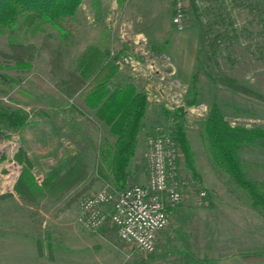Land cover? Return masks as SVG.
Masks as SVG:
<instances>
[{"label": "rangeland", "instance_id": "374dc122", "mask_svg": "<svg viewBox=\"0 0 264 264\" xmlns=\"http://www.w3.org/2000/svg\"><path fill=\"white\" fill-rule=\"evenodd\" d=\"M156 1L159 0H82L75 13L79 29L68 35L64 66L72 68L76 56L88 43L104 46L107 42L109 56L114 57L120 68L117 77L131 78L138 89L145 91L148 103L135 153L128 163L131 177L136 182L145 181L144 151L146 138L153 128L160 126L162 131L171 134L176 123H182L191 143L199 178L193 177L183 161L179 162L180 173L189 178V184L178 204L185 207L178 215V224H174L169 216L168 224L157 233L155 248L150 253L120 239L110 222L95 230L82 225L77 220L80 195L95 191L103 181L110 182L97 178L96 152L99 138L105 135L113 140V135L78 97L68 98L59 91L55 76L49 72L46 53L38 52L31 66L24 70H17L11 61L0 57V104L9 111L23 109L39 122L21 132L7 127L1 129L0 193L11 191L19 174L20 164L13 154L22 140L30 153L38 155L39 161L57 146L58 156L66 149L80 151L88 165L83 181L58 200L44 196L27 203L15 193L0 199V264H17L7 262L6 255L11 259L17 255L22 257L19 264H180L195 252L192 239H196L200 231L201 238L204 233L206 238H213V233L225 232V239L229 240L231 231L241 233L246 231L243 227H248V238L255 239L256 234L251 229L257 231L258 223L246 222L245 199L248 196L212 163L202 120L210 105L216 103L228 119H233L231 123L237 120L264 127V99L231 90L214 80L210 69L203 67V49L208 50V47L201 41L200 26L190 12V0L186 2L182 28H176L167 15V11H173V4L167 10L163 7L157 10L156 6L153 10ZM218 1L195 0L201 20H205V5ZM134 9L141 13L142 17L136 23L148 39L140 38L141 35L135 32V22L132 19L129 22L126 17ZM229 18L233 20L237 36L229 46H223L220 40L221 50L215 55L218 70L264 98V34L260 33V24L246 8L234 7ZM218 27L222 29L223 26L217 25L215 29ZM46 30L57 34L52 27ZM42 34L38 31L32 35L26 32L25 26L17 27L9 34L5 28L0 32V49L6 48L9 38L39 45ZM125 55L132 60L128 61L127 57V61L120 62V57ZM69 104L75 105L77 110L69 111ZM175 110L182 114L174 119ZM52 133L57 137L55 142L49 137ZM238 153L246 173L264 181V146L255 141L244 143ZM53 155L43 159L51 163ZM40 172L41 165L35 164L32 173L38 183L42 177ZM111 185L116 188L112 182ZM200 190L206 191L209 204H203L198 198ZM213 205L221 207L220 213H194V208L200 211ZM225 208L230 212L224 213ZM232 215L234 220L231 221ZM197 218L200 225L196 224ZM239 239L243 242L239 245L243 250L257 251L254 240L253 244ZM215 254L222 253L219 249L207 251L209 257Z\"/></svg>", "mask_w": 264, "mask_h": 264}, {"label": "trees", "instance_id": "16d2710c", "mask_svg": "<svg viewBox=\"0 0 264 264\" xmlns=\"http://www.w3.org/2000/svg\"><path fill=\"white\" fill-rule=\"evenodd\" d=\"M81 2L82 0H0V32L6 28L12 34L21 26H25L26 32L32 35L38 31L43 32L39 45L9 38L6 48L0 49V57L11 61L17 70H24L31 66V61L38 52L47 54L49 72L55 76L59 91L68 98L78 97L92 110L96 120L113 135V140L105 135L99 138L96 173L97 178L109 180L115 187L122 188L127 182L135 181L131 177L128 163L135 153L148 99L145 91L138 89L131 78L117 77L120 68L114 57L109 56L107 42L104 46L88 43L76 56L72 68L64 66L68 35L75 34L79 29L75 13ZM189 3L192 17L200 26L201 41L208 47V50L203 49V67L210 69L214 80L231 90L264 99L251 87L239 84L234 77L220 73L215 57L221 50L220 40L223 41V46H229L237 36L233 20L229 18L234 7L246 8L255 15L260 24V33L264 34V0H220L217 4L205 5V20L199 17L195 0H190ZM217 25L223 26L222 29H215ZM47 27H52L57 34L48 32ZM68 106L69 111L77 110L75 105ZM164 110L169 114L167 109ZM181 114L180 110H175L173 118ZM231 120L233 119H228L216 103L210 105L202 120L211 161L246 192L251 205L264 218V181L253 179L246 173L238 153L244 143L255 141L264 146V127L247 125L237 120L231 123ZM38 123L37 119L30 118L23 109L9 111L0 104V138L3 127L21 132ZM171 134L179 148L178 165L183 161L193 177L199 178L191 143L182 123H176ZM49 137L53 142L56 141L55 134L52 133ZM24 143L22 140L13 154V158L20 164L19 174L12 190L0 193V199L11 197L15 193L27 203L44 196L58 200L86 177L88 165L80 151L66 149L58 156L55 146L39 161L38 155L30 153ZM52 154L55 155L53 161L47 163L45 158ZM35 164L41 165L42 177L39 183L33 179L32 168ZM241 254L248 260H257L260 256L256 251Z\"/></svg>", "mask_w": 264, "mask_h": 264}, {"label": "built area", "instance_id": "2783aa9c", "mask_svg": "<svg viewBox=\"0 0 264 264\" xmlns=\"http://www.w3.org/2000/svg\"><path fill=\"white\" fill-rule=\"evenodd\" d=\"M186 2L172 0L171 22L176 28L185 25ZM140 38L145 40L143 36ZM127 57L132 60L125 55L120 62L127 61ZM153 130L146 138L144 182L129 181L122 188H113L110 182L103 181L101 187L83 193L78 200L77 220L82 225L95 230L110 222L120 239L142 252L154 250L157 233L168 224L172 209L179 204L189 184V178H184L179 170L178 144L160 126ZM198 194L202 203L208 204L206 191L200 190Z\"/></svg>", "mask_w": 264, "mask_h": 264}, {"label": "crops", "instance_id": "0c3cea01", "mask_svg": "<svg viewBox=\"0 0 264 264\" xmlns=\"http://www.w3.org/2000/svg\"><path fill=\"white\" fill-rule=\"evenodd\" d=\"M101 1V0H100ZM95 2V1H94ZM99 6V4H98ZM155 6L157 7V10H160L162 7L167 10L169 8H171L172 6V1L171 0H159L156 1V3L154 4L153 10L155 9ZM129 10V9H128ZM130 14L128 13V15L126 14V17L128 18V21L131 22V19L135 22V26L136 28L135 32L139 33L141 36H144L146 39H148V37L144 34V32L142 31V29H140L137 20L141 19V13L138 12L137 9L134 10H130ZM171 14L172 12L167 11V15L169 17V20H171ZM166 31V30H165ZM141 143H144L143 141H141ZM141 147V146H139ZM144 179H146V175L144 176ZM200 198L201 202H202V198ZM182 201V199H181ZM180 201V202H181ZM245 203L247 204V220L246 222H251V220H253L252 222L255 221V224L258 223V225H256V229L257 231H255V229H251L252 231L255 232L256 237L255 239H252L247 236V230H250L248 227L244 229L243 225H241L240 227H243V230H246L244 232L241 233H233L232 231L230 232V237L229 240L225 239V235H227V233H218L215 232L213 233V238H206L205 237V233H204V237L201 238V231L197 234V238L196 239H192V241L194 242L193 244L196 246L195 252H193L192 254H190L189 256H187L186 258H184L180 264H264V218L261 215V213H259L250 203L249 199L246 197L245 199ZM179 202V204H180ZM209 204V203H208ZM184 206H179L177 205L176 207H174L171 211L170 216H172V221H174V224H178V219H179V214L184 212ZM219 208H221L220 206H215L213 205L208 206V208L206 209H200V211L196 208L194 213L196 214H201V213H206L208 212L210 213H217V211L220 213ZM222 212V211H221ZM224 213H228L230 211H228L227 208L223 209ZM255 214V215H254ZM258 215L260 217L259 218L256 216ZM233 215L230 217L231 221L234 220V218H232ZM176 220V222H175ZM243 220V219H242ZM251 222V223H252ZM201 221L199 218H197V225H200ZM247 223V224H249ZM244 224V223H243ZM113 226V225H112ZM115 228V227H114ZM242 238V240H244V242L246 241V243L251 242L256 244L257 251L259 252L260 256L256 261H252V260H248L247 258L242 256V252H246L249 250H243L241 247L239 246L242 243L240 242V239ZM248 239V240H247ZM233 241V242H232ZM253 243V244H254ZM236 247V249H235ZM218 249L220 250V252L222 254H215L212 256H208L207 255V251H212L217 252ZM235 249V250H234ZM226 251V252H224ZM251 251H255V250H251ZM5 258H9V260L7 259L6 261L11 262V261H15L17 262V264H19V260L22 259L18 258V255L13 259H11V257H8V255L5 256ZM21 263V262H20Z\"/></svg>", "mask_w": 264, "mask_h": 264}]
</instances>
